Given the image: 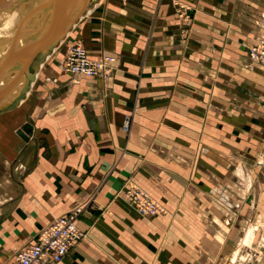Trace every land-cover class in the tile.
Instances as JSON below:
<instances>
[{"label": "crops", "instance_id": "obj_1", "mask_svg": "<svg viewBox=\"0 0 264 264\" xmlns=\"http://www.w3.org/2000/svg\"><path fill=\"white\" fill-rule=\"evenodd\" d=\"M260 25L264 0L88 1L26 90L0 99V264L76 205L84 236L55 264H258L255 195L224 193L228 206L211 189L264 120V66L245 51ZM71 41L115 56L112 72L72 81ZM127 180L165 212L139 214L118 195Z\"/></svg>", "mask_w": 264, "mask_h": 264}, {"label": "built area", "instance_id": "obj_2", "mask_svg": "<svg viewBox=\"0 0 264 264\" xmlns=\"http://www.w3.org/2000/svg\"><path fill=\"white\" fill-rule=\"evenodd\" d=\"M173 4L178 18L187 20L190 7L180 1H173ZM115 59L116 57L113 55H103L98 59H93L88 55L83 43L76 41L66 50L62 60V68L76 76L74 79L76 81L84 77L107 75ZM130 123V117H124L122 128L128 131ZM121 197L144 216L165 211L144 190L133 184L123 188ZM82 210V206L76 205L48 225L41 227L37 231L34 241L16 251L4 264H55L60 262L70 248L84 236L77 225Z\"/></svg>", "mask_w": 264, "mask_h": 264}, {"label": "rangeland", "instance_id": "obj_3", "mask_svg": "<svg viewBox=\"0 0 264 264\" xmlns=\"http://www.w3.org/2000/svg\"><path fill=\"white\" fill-rule=\"evenodd\" d=\"M14 3H16V1L13 2L12 4ZM40 15L41 14L38 13L37 15L33 17L34 19L32 21V24L35 23V21H38V18ZM35 30H36V27L32 32L34 33ZM74 42L76 41H71L70 43L66 45L64 54L66 50L68 49V47L72 45ZM23 45H24V42H21V39L19 38L15 42V46H16L15 50L22 49ZM245 51L247 53V57L249 60V62L246 64L247 67L256 68V67L264 66V27L262 25H260L258 28V35L256 36V38L249 45L245 47ZM64 54L62 55V60H63ZM93 59H97V58H93ZM116 62H117V58L115 59V62L111 67V70L105 76H108L112 72L113 67ZM105 76H99V77H105ZM74 79H72V81H74ZM80 81H81V78H79V80H76L74 82H80ZM130 122H131V119H130ZM255 124L259 126L260 132L256 138L252 139V143H251L252 146H248L247 148H245L247 150L248 156L242 159L241 166L237 165L236 167L234 166L231 167L229 165L232 168L231 172L234 173L233 177L228 178L225 182L226 184L224 185L218 184L212 187L211 194L212 196L222 201H225L224 193H226L227 197L228 196L232 197L233 194H238L242 198L243 200L242 203L244 204H245L244 200H246L249 195H255L256 202L255 203L253 202V205L256 208L257 215L256 217L253 218L252 224H254L256 229H259V234H257V236H258L259 246H261V245H264V196H263L264 195V162H263L264 161V120L257 121ZM129 184H133L139 187L131 180L125 181L121 189L118 192V195L120 197H121V191L123 190V188ZM152 199L155 200L154 198ZM225 203L228 206L234 205L232 202H229V201H225ZM260 230H262V232ZM259 256L261 257L259 259L258 264H262V263L264 264V254L262 252L261 253L259 252Z\"/></svg>", "mask_w": 264, "mask_h": 264}, {"label": "water", "instance_id": "obj_4", "mask_svg": "<svg viewBox=\"0 0 264 264\" xmlns=\"http://www.w3.org/2000/svg\"><path fill=\"white\" fill-rule=\"evenodd\" d=\"M5 0H0V3ZM89 0H48L44 12L38 18L39 27L24 42L22 49L13 51L15 62L6 68L0 67V99L24 76L23 93L34 79V65L66 35L70 26ZM50 11V12H49ZM49 12V13H48ZM48 13V14H47ZM18 100V99H17ZM17 133L27 139L30 128L24 125Z\"/></svg>", "mask_w": 264, "mask_h": 264}, {"label": "bare ground", "instance_id": "obj_5", "mask_svg": "<svg viewBox=\"0 0 264 264\" xmlns=\"http://www.w3.org/2000/svg\"><path fill=\"white\" fill-rule=\"evenodd\" d=\"M15 1L16 3L12 4ZM47 1L5 0L0 3V67L6 68L15 62V55L12 56L11 54L16 49L15 42L19 38L21 42H25L33 35L32 31L35 27L37 29L41 23L35 21L32 24L33 17L38 13L41 14L44 12ZM23 83L24 76L16 83L20 90L23 87ZM252 239L253 233L249 230L244 234L242 243L248 245L252 242Z\"/></svg>", "mask_w": 264, "mask_h": 264}]
</instances>
